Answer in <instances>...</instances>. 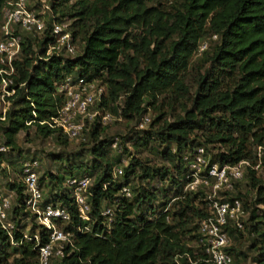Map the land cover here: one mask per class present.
Returning a JSON list of instances; mask_svg holds the SVG:
<instances>
[{
	"label": "trees",
	"instance_id": "16d2710c",
	"mask_svg": "<svg viewBox=\"0 0 264 264\" xmlns=\"http://www.w3.org/2000/svg\"><path fill=\"white\" fill-rule=\"evenodd\" d=\"M7 1L0 0V24ZM28 1L31 9L44 12L46 28L40 36L22 34L21 53L14 63V95L8 98L10 107L4 121H0L3 143L12 150L16 148L18 133L32 128L39 136L56 135L66 143L68 139L49 123L64 104L65 96L57 87L68 76H81L103 87L102 99L96 104L99 110L110 109L125 120L140 121L147 108L157 105L161 97L169 95L176 101L189 94L184 75L193 55L203 45V58L209 64L196 81L190 108H184V115L168 123L163 119L165 114L157 110L158 116L151 124L154 127V123H159L156 130L133 142V147L139 149L158 141L165 145L161 155L176 163V179L171 176L170 180L178 187L174 206L179 209L172 216L177 222H169V210L147 219L141 213V204L152 202L155 195L138 193L131 186L136 168L141 170L138 178L144 181L156 176L169 179V170L147 168L132 158L122 168V175L114 177L113 168L120 161L108 160L107 149L113 140L98 141L104 125L96 115L91 122L86 121L83 130L84 133L91 123L88 134L95 142L90 150L94 157L91 170H101L88 190L89 220L77 216L67 191L52 192L50 199L45 200L66 206L71 218L60 227L71 243L64 246V257L55 264H206L199 260V251L193 252L181 240L189 213L197 219V228L198 222L209 215L206 189L183 192L188 183L183 158L203 148L210 164L232 167L256 158L251 150L256 147L264 165V0H180L178 7L170 11L160 8L162 0H45L43 4L42 0L36 4ZM53 22L68 24L72 44L81 40L79 54L50 51L54 43L50 33ZM207 37L216 41L210 49L202 42ZM195 132L200 135L197 137ZM170 144L175 145L174 151ZM214 149L216 154L211 152ZM123 152L127 150L124 148ZM83 175L91 179L93 173L86 169ZM244 177L255 191L254 204L264 206V182L256 178L250 163ZM52 179L55 188L64 181L59 177ZM124 187L131 193L129 199L121 193ZM10 188L16 195L11 218L23 230V217L29 216L22 206L24 189L21 183H13ZM225 196L229 200L238 198L241 203L243 200L241 193ZM242 207L245 213L246 204L242 203ZM106 208L113 210L110 223L102 215ZM263 220L264 216L252 211L250 221L254 224L249 229L260 237L262 246L258 264H264V232L259 228ZM35 229L38 226L31 233ZM240 231L231 229L230 237L236 238ZM39 233L40 244H46L47 233ZM14 239L18 241L20 235L16 233ZM228 250L232 257L237 253L235 247ZM11 254L18 255L11 264H37L34 241L11 246L0 230V264H8Z\"/></svg>",
	"mask_w": 264,
	"mask_h": 264
},
{
	"label": "built area",
	"instance_id": "2783aa9c",
	"mask_svg": "<svg viewBox=\"0 0 264 264\" xmlns=\"http://www.w3.org/2000/svg\"><path fill=\"white\" fill-rule=\"evenodd\" d=\"M44 12H37L29 6L28 0H8L2 9L0 24V121H4L10 107L9 97L14 95L15 77L17 75L14 63L18 59L22 48V34L40 36L46 24ZM54 43L50 51L74 56L76 50L71 41L67 23L53 22L50 30ZM206 45L202 46L204 49ZM65 96V101L56 117L51 118L49 126L59 130L68 140L79 139L83 135L86 121H92L94 115L92 107L103 96L104 89L96 82H89L81 76H68L57 87ZM101 124L111 122L109 114L99 115ZM148 121L143 118L142 122ZM118 139L112 142L117 148ZM9 151L0 141V156ZM187 165L188 183L185 190L196 192L199 188L210 189L207 193V211L209 215L198 222L196 246L199 251V260L206 264H233V257L228 250L231 247L230 230H242L245 216L242 203L238 198L229 200L225 194L234 191V185L243 179L248 162H240L235 166L210 164L205 157V150L198 148L183 158ZM39 165L37 160L30 159L21 162L19 181L24 189L23 211L34 219L38 229L34 233H26L9 216L11 202L16 195L0 193V230L8 238L11 246L18 247L24 241H34L37 248V264H55L64 257V246L70 244L69 235L64 233L59 224L70 222V214L62 204L45 203L38 176ZM114 177L122 175L120 167L113 168ZM90 178L86 175L68 176L64 180V188L72 199L77 216L89 220L90 203L87 195L90 188ZM123 197L130 198L127 187L121 191ZM102 215L111 222L113 210L106 208ZM48 235V242L40 244V231ZM88 231V229H86ZM18 233L20 239L16 241L14 235ZM197 251V252H198Z\"/></svg>",
	"mask_w": 264,
	"mask_h": 264
},
{
	"label": "rangeland",
	"instance_id": "374dc122",
	"mask_svg": "<svg viewBox=\"0 0 264 264\" xmlns=\"http://www.w3.org/2000/svg\"><path fill=\"white\" fill-rule=\"evenodd\" d=\"M48 1L50 0H46V2ZM31 2L32 4H36L38 0H32ZM44 2L45 0H42L41 4ZM179 3L180 0H162L160 3V8L170 11L171 8L178 7ZM68 23L70 24L71 21H68ZM202 42H205L210 49L216 41L207 37ZM73 45L75 47L76 54H79L82 49L81 40L76 39ZM34 48L36 49V46ZM209 49L207 51H209ZM202 51L205 50H202L201 47V50L199 48V51L193 55L192 59L190 60L189 68L184 75V84L188 88L189 94H184L181 99L176 101H172V98H170L171 96L169 95L161 97L158 100L157 105L149 106L147 108L144 118H147L148 121L143 120L142 122V120L137 121V119L128 121L118 115L113 114L110 109H104L103 111L99 110L96 107L97 105H95L91 111V113L94 115L109 114L112 116L113 120L111 122H106V124L102 126L103 131L98 138V141L106 138L109 140H114L115 138L118 139L116 149L113 148L112 145L107 149V157L111 163H116V161L119 159L120 163L118 164V167L122 169L129 164L132 158H134L141 162L144 167L153 169L164 167L169 170V179L165 178L164 180H160L159 177L156 176L149 181H144L138 178L141 170L136 168V177L132 179L131 186L137 188L138 193L145 192L146 194L155 195V200L152 202H144L141 204V213L143 212L145 217L149 220L155 219L154 217L156 213L169 210V222H177V219L172 220V216L179 209L178 205L174 206L177 200V198H175L177 196L175 193L178 187L173 186V183L170 180L171 176L176 179V171L174 169L176 163L171 162L168 158H165L161 155V153L164 151L165 145H160L158 141H153L145 148L139 149H135L133 147V142L138 137H142L144 133L150 132L151 130H156L159 123H154V127H151V124L158 116L159 110L165 114L163 119L166 122L173 123L177 121L178 117H182L184 115V108H190L191 104L189 101L195 93L197 87L196 81L209 66V64L204 61V52ZM122 100L123 97L118 100L119 105H121ZM161 102H163L162 107L160 105ZM161 124L162 123H160V125ZM90 127L91 123L88 124L86 131L79 139L73 141L67 140L66 143H63L64 140L59 141L56 135L47 138L39 136L35 132L34 128L30 129L28 132L18 133L16 136L15 150L9 148V151L5 155L0 156V193L5 195L9 193L15 194V191L11 190L10 186L13 183H18L19 181L20 163L32 158L37 160L39 165V184L42 189L44 200L50 199L52 192H66V189L64 188V181L62 182V180L56 188L53 187V177H59L60 179L62 178L65 180L70 174L74 176L83 175L87 169L89 173H93V176L90 179V187H93L94 177L96 173L98 174L101 172V170H91L94 157L91 155L90 150L95 145V142L88 134ZM195 133L197 134V137L200 135L198 132ZM0 141L2 143L4 142L1 132ZM118 145L121 148H119ZM170 147L172 150L175 149L174 144H170ZM124 148L127 150V152H123ZM251 150L252 153H254L253 157L256 155V158L251 159V162L255 163L254 165H252L250 161L249 163L252 166V169L255 171L256 178L264 182V165L261 164L260 161V149L253 147ZM211 152L216 154L217 150L214 149L211 150ZM118 180L120 181L121 178H118ZM247 184L248 180L244 177L241 180L238 188L234 189L232 192H229L227 196L233 197L236 196L237 193H241L243 197L242 203L246 204L245 216L243 218V229L240 231V235H236V238H231V247H235L237 251L236 254L233 253L234 264H258L260 257L259 249L262 247L260 244V237L258 235H253L249 229V226L254 224V222L250 221L252 211L255 210V214L257 216H264V206L254 204L255 191L251 190ZM183 192L186 193L187 190L183 188ZM206 193H210V189H207ZM15 202V200L11 202V212L9 213L10 217H12V208L14 207ZM164 203H166V205ZM151 208L154 210V213L152 214ZM187 217L189 223L185 227V235L181 236V240L186 245V247L197 253L198 250L196 246V239L194 238V236L197 234V219L190 213L187 215ZM23 219L25 221L24 225H26L25 232L30 234L33 227H37V225L34 220L32 221L30 216H25ZM262 223L259 224V228H261V230L264 232V220ZM58 226L62 228V226L65 225L59 224ZM36 230L37 229H35V231ZM9 252L12 253L11 251ZM17 257L18 255L11 254L8 259V264H11L13 259Z\"/></svg>",
	"mask_w": 264,
	"mask_h": 264
}]
</instances>
